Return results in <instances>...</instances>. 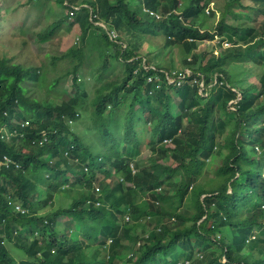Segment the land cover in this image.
<instances>
[{
    "label": "trees",
    "instance_id": "16d2710c",
    "mask_svg": "<svg viewBox=\"0 0 264 264\" xmlns=\"http://www.w3.org/2000/svg\"><path fill=\"white\" fill-rule=\"evenodd\" d=\"M45 1L63 11L37 37L78 42L40 71L0 48V264H264V236L250 237L264 230V0H226L211 29L212 0ZM152 37L157 61L143 51ZM164 47L189 66L173 73ZM114 59L122 68L106 75ZM59 61L69 66L49 77ZM249 62L260 73L245 86ZM215 150L221 165L205 176ZM57 196L70 202L55 207ZM189 196L196 212L179 211Z\"/></svg>",
    "mask_w": 264,
    "mask_h": 264
},
{
    "label": "rangeland",
    "instance_id": "374dc122",
    "mask_svg": "<svg viewBox=\"0 0 264 264\" xmlns=\"http://www.w3.org/2000/svg\"><path fill=\"white\" fill-rule=\"evenodd\" d=\"M26 2L27 0H0V10L7 9V11L5 12L4 18H2V16L0 17V48L8 51V54L14 55L15 56L14 59L16 61L21 60L24 62H31L32 65H35L36 68H38L40 71V66H39L41 65L40 62L48 63L49 62L48 59L50 58V56L56 55V54L61 53L62 51H65L72 44H75L76 42H78V39L75 37L74 40H72V37H73L72 35L71 41H69L66 35L62 37L61 32H58L56 35L52 36V38H49V39L38 38L37 32L40 29L47 27L54 20L55 14L57 15L61 13L63 9L61 6H59L57 2H48V1L46 2L45 0H34L33 3H26ZM225 2L226 0H212L211 1L209 11H212L214 14L212 16H208L205 19L203 18L204 20L202 19L204 22V26H208L207 28H210V29L214 26L216 21L222 15L221 8L222 9L224 8ZM143 9H148V8L147 6H143ZM237 10L240 11V9H237ZM51 13L53 14L50 16ZM73 14L74 12L72 11L71 15L73 16ZM244 18L248 19L246 21H249L250 19L249 16H244ZM255 18H260V15L259 16L255 15ZM193 19L194 18H191V20ZM112 28L114 29V31L112 32L113 36L115 37L117 36L123 39L129 38L125 33L121 34L116 27L112 26ZM11 30L15 31L12 35L10 34ZM216 42L217 41L215 40L199 41L196 51L199 53L203 49H206V50L214 49ZM156 43L157 42L154 40V37H152L151 43H149L148 41H145L144 46H143V51L148 50V48H151V49L153 48L152 50L154 53L152 54L153 55L152 61H157L156 56L159 53L158 47L155 46ZM223 43L224 45L225 43L229 44V41L225 40ZM160 53H162L163 57L166 58V60H164V64H166V62L168 61L169 62V63L167 62L168 66H173L171 67L173 69L172 72L180 73L184 67L189 66L182 62L178 48H175L174 52L172 53L174 54L173 58H175V60L172 62L170 58H168L169 56H171V53H170V50L168 51L167 47H164L162 52ZM92 58L95 59L94 57ZM96 63L97 62L94 61V64ZM200 63L201 62L198 61L194 65V67H197L198 65H200ZM67 66H69V63L67 61L57 62L56 69L48 73L49 77H53L55 74L61 73ZM97 66L98 64L95 65V67ZM248 66L249 68L246 71V74L244 75V77L242 78V83L245 86L250 83H257L258 76L260 73L259 66L253 65L250 62L248 63ZM49 68L51 70L50 65H49ZM121 68L122 67H121L120 62L117 59L116 60L114 59L109 70L106 71V75L112 76L114 75L113 72L115 71L119 72ZM155 77L156 79H158L160 75H156ZM148 80H149V77H148ZM87 82H88L87 89L90 90L91 81L88 78H87ZM179 82H182V81H179ZM30 83L34 84L35 80L34 81L31 80ZM68 83H70L69 79H68V82H64L63 86H62V82H60V86H62L64 92L62 94L61 99H58L57 102H60L62 99H66L71 95L72 91L68 87L69 86ZM92 94L93 92L91 93V95ZM178 99L179 98H176V101H178ZM177 111H178L177 107L174 108V113H177ZM189 120L190 119L188 120L185 119L184 122L187 123ZM81 128H82V125L79 126V130ZM144 129H145V126L141 125L138 127V134L141 138L145 137ZM5 136L9 138L8 130H5ZM140 152L137 153L136 159L140 160L139 162L142 165L149 164L150 163L149 158H148L150 155L149 149L147 147H144V150L141 153ZM218 161H219L218 157L214 156L207 162V165L214 163V166H217L219 164ZM139 162L137 163V165L141 167V164ZM209 170L211 171L210 166H209ZM69 174H70L69 182H71L73 180L74 174L73 173H69ZM96 176L100 179L102 178V175L100 173H96ZM94 188L96 191L98 190V188H100L99 181L94 182ZM55 201H56V205H55L56 207L59 205H67L70 202V199H68L67 197H63V196H57ZM15 204L16 202L13 201L12 205H15ZM44 210H49V208L48 209L46 208ZM184 210H185V207H182L179 209V211H184ZM60 220L64 221L66 219L61 217ZM146 223L147 222H145L144 226L147 229H150V226H147ZM147 229H146V232L149 231ZM143 231H144L143 228L139 229V232L143 233ZM255 234L258 236H260L261 234L264 235V230H260L256 228ZM5 244L9 247L10 252L12 254L14 253V255L17 258L26 257V255L23 252H18L16 250L15 252L12 251V249H14L12 248V246H15V244H10L8 243L7 240L5 241ZM255 257H257V255H255Z\"/></svg>",
    "mask_w": 264,
    "mask_h": 264
},
{
    "label": "clouds",
    "instance_id": "9594fccd",
    "mask_svg": "<svg viewBox=\"0 0 264 264\" xmlns=\"http://www.w3.org/2000/svg\"><path fill=\"white\" fill-rule=\"evenodd\" d=\"M143 6H147L146 4H143L142 5V9H143ZM147 8L148 9H143V11H148L149 13H150V15L151 16H154V17H156V18H161L162 16H163V18L164 17H166L167 15H164V14H162L161 12H158V11H155L154 9H151V8H149L148 6H147ZM217 38V37H216ZM225 40H223V41H221L222 43L224 42ZM227 41V40H226ZM217 43V42H216ZM223 45H224V43H223ZM230 45V43L228 44V43H225V45L224 46H229ZM173 71V70H172ZM174 73V72H173ZM166 144L167 145H169V146H171V147H174V144L172 143V141L171 140H167L166 141ZM257 149L259 150V148L257 147ZM214 156H216V157H218V159H219V164L217 165V166H214V163H212V164H210V165H207V164H205V168H204V171H205V176H207V175H212L213 174V172L216 170V168H218L220 165H221V159L223 158V155H222V153L220 152V151H214L213 152V154L209 157V159L207 160V162L212 158V157H214ZM131 166L133 167V164H131ZM209 166H210V169H211V171L209 170ZM211 173V174H210ZM192 186L193 185H191L190 186V189H192ZM210 188V187H209ZM210 196V193L208 192V191H206V192H202V194H201V196H200V203L202 204V206H203V208H204V213L202 214L203 215V217H202V219H206V218H209V213H210V210L214 207V204H212L210 207H208L207 206V201H206V199H207V197H209ZM17 206H20V205H16V207ZM183 207H185V210H189L190 212H196V209H195V207L193 206V199H191V197L189 196V201L188 202H186V204L183 206ZM263 207H264V205H263ZM182 208V207H181ZM18 210V209H17ZM19 211H22V212H25L26 210H25V208H23V209H21V210H19ZM173 219V218H172ZM255 229L256 228H254L253 229V232H252V235L250 236V237H252V238H255V240L256 239H258V235H256L255 234ZM258 229V228H257ZM260 230H263V228L262 229H260ZM256 236H257V238H256ZM264 235L263 234H261V237H263ZM111 241V240H110ZM109 241V242H110ZM251 241H253L252 239H250V242ZM252 243V242H251ZM250 246V245H249Z\"/></svg>",
    "mask_w": 264,
    "mask_h": 264
},
{
    "label": "bare ground",
    "instance_id": "6f19581e",
    "mask_svg": "<svg viewBox=\"0 0 264 264\" xmlns=\"http://www.w3.org/2000/svg\"><path fill=\"white\" fill-rule=\"evenodd\" d=\"M71 12H72V11H71ZM214 40L217 41V42L220 41L218 37L215 38ZM16 209L21 210V209H23V208H22L21 206H18V207H16Z\"/></svg>",
    "mask_w": 264,
    "mask_h": 264
},
{
    "label": "built area",
    "instance_id": "2783aa9c",
    "mask_svg": "<svg viewBox=\"0 0 264 264\" xmlns=\"http://www.w3.org/2000/svg\"><path fill=\"white\" fill-rule=\"evenodd\" d=\"M152 78H151V76L149 77V80H151ZM18 207V206H17Z\"/></svg>",
    "mask_w": 264,
    "mask_h": 264
}]
</instances>
